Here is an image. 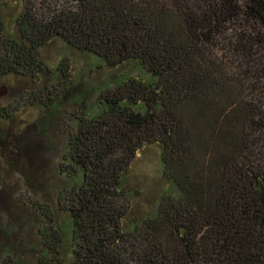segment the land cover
Listing matches in <instances>:
<instances>
[{"label":"trees","instance_id":"16d2710c","mask_svg":"<svg viewBox=\"0 0 264 264\" xmlns=\"http://www.w3.org/2000/svg\"><path fill=\"white\" fill-rule=\"evenodd\" d=\"M2 1L19 9L8 16L0 5V78L47 76L41 50L54 39L98 67L139 69L73 114L58 192L71 226L62 259L264 264V0ZM150 145L173 190L127 224L124 173ZM205 226L217 229L213 242ZM45 249L52 259L38 264H58Z\"/></svg>","mask_w":264,"mask_h":264},{"label":"rangeland","instance_id":"374dc122","mask_svg":"<svg viewBox=\"0 0 264 264\" xmlns=\"http://www.w3.org/2000/svg\"><path fill=\"white\" fill-rule=\"evenodd\" d=\"M10 5H4L8 16L19 9ZM12 22L7 25L10 31ZM41 59L49 72L39 80L12 74L0 78V91L6 87L0 99V264H38L44 256L49 262L48 245L52 254L58 252V264H67L62 258L69 252L71 226L58 192L65 185L61 165L75 124L73 114L80 105L95 100L100 88L113 84L122 74L139 72L133 62L117 69L98 67L97 59L70 48L61 39L47 43ZM63 71L69 79L66 82ZM48 103L57 107H45ZM161 151L158 145L143 147L124 173L122 185L129 198L127 224L134 217L152 215L160 199L173 190L163 174ZM216 232L214 226L203 229L212 242ZM51 233L61 241H49Z\"/></svg>","mask_w":264,"mask_h":264},{"label":"water","instance_id":"95a60500","mask_svg":"<svg viewBox=\"0 0 264 264\" xmlns=\"http://www.w3.org/2000/svg\"><path fill=\"white\" fill-rule=\"evenodd\" d=\"M5 94H6V87L4 86V87L2 88V90L0 91V99H1V97L4 96Z\"/></svg>","mask_w":264,"mask_h":264}]
</instances>
